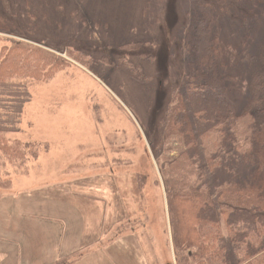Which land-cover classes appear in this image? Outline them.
<instances>
[{
    "label": "rangeland",
    "instance_id": "1",
    "mask_svg": "<svg viewBox=\"0 0 264 264\" xmlns=\"http://www.w3.org/2000/svg\"><path fill=\"white\" fill-rule=\"evenodd\" d=\"M5 3L16 28L30 31V40L14 39L65 66L28 85L17 132L5 133L9 143L35 151L24 152L23 164L3 159L0 222L17 221L19 231L29 224L31 245L41 240L35 220L58 224L53 218L60 216L85 225L82 246L105 235L133 243L143 264H176L162 182L166 158L154 157L151 140L173 94L186 98V51L200 28L208 27L218 50L214 64L231 108H243L250 79L264 80V0H37L23 13L17 0ZM7 111L0 106V127ZM243 154H225V166L199 176L214 199L217 185L247 174L251 165L237 160ZM54 203L61 214L48 210ZM70 234L68 246L76 232ZM43 246L27 249V258L50 260L53 252ZM64 246L58 242L62 254Z\"/></svg>",
    "mask_w": 264,
    "mask_h": 264
},
{
    "label": "trees",
    "instance_id": "2",
    "mask_svg": "<svg viewBox=\"0 0 264 264\" xmlns=\"http://www.w3.org/2000/svg\"><path fill=\"white\" fill-rule=\"evenodd\" d=\"M32 1L37 0H17L20 13ZM13 16L0 0V35L5 37L0 36V106L9 109L0 127V168L4 160L23 164L24 152L35 151L30 144L5 138V133L17 132L29 101L28 85L48 81L65 66L60 57L14 39L30 40V31L26 27L19 31ZM210 36L203 27L192 43L189 40V60L183 69L186 98L173 94L160 121V135L151 140L154 157L166 158L162 182L172 251L176 264L190 259L191 264H264V80L250 79L251 96L234 111L214 64L218 50ZM6 123L11 128L3 130ZM237 149L244 150L237 160L251 167L244 177L217 185L214 199L199 176L225 166L229 160L223 156ZM48 264L70 263L59 257Z\"/></svg>",
    "mask_w": 264,
    "mask_h": 264
},
{
    "label": "crops",
    "instance_id": "3",
    "mask_svg": "<svg viewBox=\"0 0 264 264\" xmlns=\"http://www.w3.org/2000/svg\"><path fill=\"white\" fill-rule=\"evenodd\" d=\"M49 207L48 210L54 211L52 213L61 214V206H58L57 203L49 204ZM57 218L60 220L58 224L50 221L39 223L35 220L36 223L33 226L36 228L37 236L41 240L31 245H27L29 236L26 230L30 227L29 224H23L19 231L17 224L15 225L17 221L7 222L6 224L0 222V264H48L59 257L68 258L70 264H143L141 253L132 245L133 243L129 246L128 241L106 239L104 235L93 242H89L86 246H82L88 238V236L84 237L83 234L85 225L74 226V223H68L67 218L63 223L60 216L53 219ZM88 227L90 226L88 225L87 229ZM59 229L60 231H58ZM72 232H76V236L74 242L71 241L68 246L67 241L72 238L70 234ZM6 234H9L8 241L5 240ZM58 242L65 244L62 248L64 254L60 252ZM42 245H44L43 248L48 247L52 250L53 254L48 256L50 260L40 262L33 255L31 259L27 258V249L34 253ZM131 253L135 258L132 257Z\"/></svg>",
    "mask_w": 264,
    "mask_h": 264
}]
</instances>
